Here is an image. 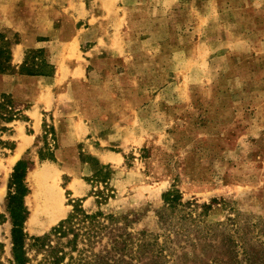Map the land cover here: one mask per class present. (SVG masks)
I'll use <instances>...</instances> for the list:
<instances>
[{"label": "rangeland", "instance_id": "374dc122", "mask_svg": "<svg viewBox=\"0 0 264 264\" xmlns=\"http://www.w3.org/2000/svg\"><path fill=\"white\" fill-rule=\"evenodd\" d=\"M19 159L26 264H264V0H0V264Z\"/></svg>", "mask_w": 264, "mask_h": 264}, {"label": "trees", "instance_id": "16d2710c", "mask_svg": "<svg viewBox=\"0 0 264 264\" xmlns=\"http://www.w3.org/2000/svg\"><path fill=\"white\" fill-rule=\"evenodd\" d=\"M40 156V158L43 159V156ZM29 166L30 162L25 159H19L15 162L10 180L12 191L9 193L6 204V210L9 214L11 222V250L15 264H26L28 262L25 251V240L27 239V235L23 231V222L26 218V210L23 205V197L27 192L26 186L24 184V176ZM95 216V214H86L83 209H81V207H78V205L74 206L73 212L69 214L64 220L59 222V224L54 227L52 231L58 238L64 237L68 232H71L73 234V241L77 236V233L75 232L73 226V220L79 218L81 221H92L93 219H95ZM1 217L2 216L0 215V219ZM32 241V246L41 248L45 246L46 241H49V236L44 235L42 237H32ZM58 253L60 254L58 255ZM48 255L49 257H51V264H57L63 261V252L61 250L55 249L54 247H51Z\"/></svg>", "mask_w": 264, "mask_h": 264}, {"label": "bare ground", "instance_id": "6f19581e", "mask_svg": "<svg viewBox=\"0 0 264 264\" xmlns=\"http://www.w3.org/2000/svg\"><path fill=\"white\" fill-rule=\"evenodd\" d=\"M21 149H18L13 157L9 159L10 166L18 158ZM43 177V176H42ZM3 189H0V201L2 200ZM33 203L28 225L33 230H41L48 223L54 221L62 213L59 194L55 187L40 182L33 194ZM43 219L39 223L40 219Z\"/></svg>", "mask_w": 264, "mask_h": 264}, {"label": "crops", "instance_id": "0c3cea01", "mask_svg": "<svg viewBox=\"0 0 264 264\" xmlns=\"http://www.w3.org/2000/svg\"><path fill=\"white\" fill-rule=\"evenodd\" d=\"M16 152H17V151H16ZM16 152H15V153H16ZM15 153H14L11 157H13V156L15 155ZM19 154H20V153H19ZM12 164H13V163H12Z\"/></svg>", "mask_w": 264, "mask_h": 264}]
</instances>
